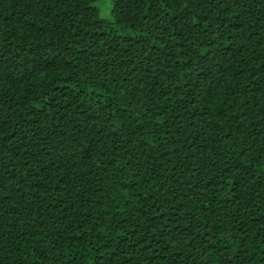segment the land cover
I'll list each match as a JSON object with an SVG mask.
<instances>
[{
  "label": "trees",
  "instance_id": "trees-1",
  "mask_svg": "<svg viewBox=\"0 0 264 264\" xmlns=\"http://www.w3.org/2000/svg\"><path fill=\"white\" fill-rule=\"evenodd\" d=\"M0 0V264H264V0Z\"/></svg>",
  "mask_w": 264,
  "mask_h": 264
},
{
  "label": "rangeland",
  "instance_id": "rangeland-1",
  "mask_svg": "<svg viewBox=\"0 0 264 264\" xmlns=\"http://www.w3.org/2000/svg\"><path fill=\"white\" fill-rule=\"evenodd\" d=\"M100 15L104 18H108L110 16L111 4L108 0H103L98 3Z\"/></svg>",
  "mask_w": 264,
  "mask_h": 264
}]
</instances>
